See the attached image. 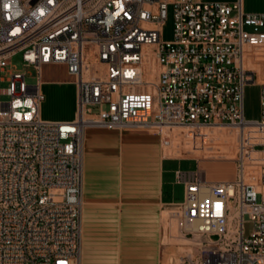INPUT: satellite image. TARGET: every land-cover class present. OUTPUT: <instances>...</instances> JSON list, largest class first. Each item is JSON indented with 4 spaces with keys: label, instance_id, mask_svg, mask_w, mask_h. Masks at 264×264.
I'll list each match as a JSON object with an SVG mask.
<instances>
[{
    "label": "built area",
    "instance_id": "1",
    "mask_svg": "<svg viewBox=\"0 0 264 264\" xmlns=\"http://www.w3.org/2000/svg\"><path fill=\"white\" fill-rule=\"evenodd\" d=\"M263 47L264 11L244 0H0V264H81L87 128L157 132L168 146L178 127L264 126V79L248 65ZM45 65L76 82L75 119L42 117ZM255 82L256 120L244 110ZM234 161L227 180L199 159L176 171L185 197L167 209L194 249L177 264H264V171L251 183Z\"/></svg>",
    "mask_w": 264,
    "mask_h": 264
},
{
    "label": "crops",
    "instance_id": "2",
    "mask_svg": "<svg viewBox=\"0 0 264 264\" xmlns=\"http://www.w3.org/2000/svg\"><path fill=\"white\" fill-rule=\"evenodd\" d=\"M248 65L257 69L251 63ZM69 81L66 66L45 65L41 81L44 101L47 98L45 90L51 96H58ZM76 115L75 96L70 113L48 120L71 121ZM211 130L175 129L172 143L164 146L162 136L157 132L103 127L86 129L81 264L180 262L181 254L177 248L186 247L176 243L172 234L169 235L165 224L167 211L164 210L183 201L174 197L171 187L173 182H181L176 177L178 169L174 172L175 181H172V173L166 164L172 160L200 158L208 177L224 180L233 176L235 167L224 161L228 159L229 163L236 164L235 156L242 154V136L240 134L238 149L227 154L219 149L217 130ZM206 149L210 152L207 153ZM181 184L184 185L185 197V184ZM173 242L175 246L171 245Z\"/></svg>",
    "mask_w": 264,
    "mask_h": 264
},
{
    "label": "rangeland",
    "instance_id": "3",
    "mask_svg": "<svg viewBox=\"0 0 264 264\" xmlns=\"http://www.w3.org/2000/svg\"><path fill=\"white\" fill-rule=\"evenodd\" d=\"M216 1H228L232 2L235 0H216ZM245 9L247 11L250 10H256V11H264V0H244ZM175 23H174V17H173V11L170 9L168 20L166 21V24L164 26L163 30V39L165 40H172L174 38V32H175ZM249 62L255 67H257V70L259 71L260 79H264V47L260 49H256V51L249 53ZM13 62L18 65V67H22L19 56H16L13 59ZM32 74L36 73V70L34 68L29 69ZM1 75V72H0ZM70 80L67 82V84L62 88L60 94L58 96H51L49 95L46 90L45 94H47L46 100L43 102L42 105V112L41 115L44 119H49L51 117H61L65 116L67 113H70L71 106L74 101V97L77 98V84L74 82V79L69 75ZM30 81H36V79H30ZM7 81H0V88L7 86ZM7 100L6 95L0 94V102ZM244 110H245V117L247 119H259L261 118V88L259 82L255 83H249L245 87V96H244ZM234 126H224L223 129L217 130V143L219 146V149L222 153H234L239 146L240 142V132L237 129H234ZM256 132L252 139H251V146L252 150L254 151L253 161H250V163H253L252 166L255 165L254 168H258L261 175L264 171V128L263 129H254ZM213 131V130H211ZM212 132L209 134V140L211 141ZM257 137V138H256ZM258 139V140H257ZM253 140V141H252ZM211 144V143H209ZM165 148V147H164ZM258 151V152H257ZM206 152H210L206 149ZM201 160L200 158H196ZM210 162H213L211 159H207ZM228 162L226 164H233L235 167V173L233 176L225 178L224 180L231 179L235 177L237 164L235 163H229L228 159H226ZM166 166L169 168L171 174L172 181H175L174 178V172L176 169H183V170H195L197 168V160L195 159H188V160H172L166 164ZM259 166V167H258ZM210 170V169H209ZM210 177V176H209ZM211 178V177H210ZM213 179V178H211ZM214 180V179H213ZM222 180V179H220ZM172 191L173 195L177 200H183L184 199V185L178 182H173L172 184ZM163 220H164V213H163ZM176 225V224H175ZM164 227V223H163ZM172 228V230H170ZM246 235H250L252 230V224L246 223ZM169 230V235L171 234H179L177 231V228H173V226L170 224L167 228ZM174 229V230H173ZM177 243V242H176ZM171 245L175 246V243H171ZM181 245V244H179ZM177 246V245H176ZM183 246V245H182Z\"/></svg>",
    "mask_w": 264,
    "mask_h": 264
},
{
    "label": "bare ground",
    "instance_id": "4",
    "mask_svg": "<svg viewBox=\"0 0 264 264\" xmlns=\"http://www.w3.org/2000/svg\"><path fill=\"white\" fill-rule=\"evenodd\" d=\"M223 127L224 126H213V127H200V128L219 130V129H223ZM234 127H235L234 129L239 130V132L242 136V154L240 156L243 157L245 160V164H246L245 176H246V179H247V181H249L251 183L259 185L261 183V176L262 175H261L260 171L258 170V168H254L255 165L252 166V164L255 163L252 159H253L254 154H256V153H254V151L252 150L251 139H252L253 135L256 133V132H254L255 131L254 129H260V128L263 129L264 126L260 125V124H251V125L247 124V125H243L241 127H239V126H234ZM200 128L178 127L176 129L181 130V131H186L189 129H200ZM250 161H253V163H250ZM164 211H167L165 214L166 227L168 228L169 225L171 224L173 226V228H175L176 226H175V222L172 221L171 211L169 209H165ZM172 237L175 240V242L186 247V248H180V247L177 248L179 253L181 254V256L186 254V253L193 254L194 249L191 246L185 245L187 243V240L184 237H182L181 235L176 234V233L172 234ZM178 260L181 261L180 256H179Z\"/></svg>",
    "mask_w": 264,
    "mask_h": 264
}]
</instances>
